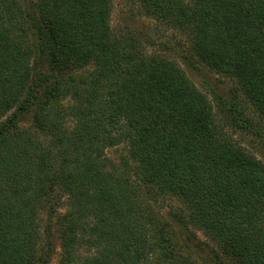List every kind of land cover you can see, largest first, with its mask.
Returning <instances> with one entry per match:
<instances>
[{"label":"trees","instance_id":"trees-1","mask_svg":"<svg viewBox=\"0 0 264 264\" xmlns=\"http://www.w3.org/2000/svg\"><path fill=\"white\" fill-rule=\"evenodd\" d=\"M113 1L0 0V264H264V162ZM127 1L264 121V0Z\"/></svg>","mask_w":264,"mask_h":264},{"label":"rangeland","instance_id":"rangeland-1","mask_svg":"<svg viewBox=\"0 0 264 264\" xmlns=\"http://www.w3.org/2000/svg\"><path fill=\"white\" fill-rule=\"evenodd\" d=\"M111 23L116 31L135 36L148 46L149 51L166 54L178 62L192 83L210 99L216 119L225 132L264 162V121L254 112L232 78L213 71L199 61L192 53L189 37L183 30L142 15L137 6L127 0L113 1ZM219 94L223 98L218 99ZM242 118L250 119L255 125L254 129L259 128V132L242 129ZM199 236L203 241V249L198 250V256L193 257L198 263L200 260L203 264H213L212 258L219 256L224 264H233L202 232H199ZM57 259L56 255L51 264H57Z\"/></svg>","mask_w":264,"mask_h":264}]
</instances>
